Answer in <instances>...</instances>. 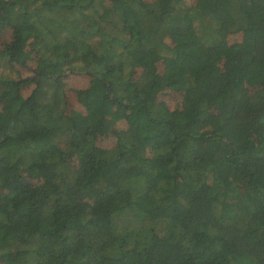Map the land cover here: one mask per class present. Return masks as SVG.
I'll list each match as a JSON object with an SVG mask.
<instances>
[{
  "label": "trees",
  "instance_id": "obj_1",
  "mask_svg": "<svg viewBox=\"0 0 264 264\" xmlns=\"http://www.w3.org/2000/svg\"><path fill=\"white\" fill-rule=\"evenodd\" d=\"M184 1L0 0V264H264V0Z\"/></svg>",
  "mask_w": 264,
  "mask_h": 264
},
{
  "label": "rangeland",
  "instance_id": "obj_2",
  "mask_svg": "<svg viewBox=\"0 0 264 264\" xmlns=\"http://www.w3.org/2000/svg\"><path fill=\"white\" fill-rule=\"evenodd\" d=\"M190 0H185L184 2L189 3ZM167 38V37H166ZM240 38V37H238ZM237 38V39H238ZM8 39V38H7ZM228 42L230 43V39H228ZM171 41L168 40L167 44L168 46H171ZM205 56H206V61L209 65V69H211L213 72H216L217 69L221 66L222 64V57L219 56L213 49L207 48L205 51ZM160 71L162 72V69L160 68ZM23 77H27L29 75V72L26 70L21 71ZM66 86V91L67 95L69 97V104L70 107L76 111H80L81 107L77 105L76 100H75V90L78 89H84L88 86L89 84V79L85 77L84 75H80L79 73H66L65 74V79L63 81ZM34 88L33 84H30L28 87L24 88L23 91L29 92L31 89ZM158 101L160 103H163L166 105L168 108L171 110L178 109L181 104V96L180 94L173 93L170 91H163L159 97ZM125 123V114L122 112H118L114 118L113 124L115 126H123ZM112 146V142L107 140L101 143V147L104 150L109 149Z\"/></svg>",
  "mask_w": 264,
  "mask_h": 264
}]
</instances>
